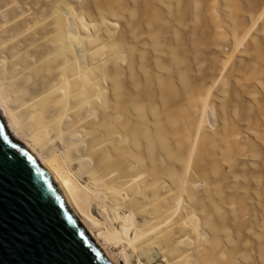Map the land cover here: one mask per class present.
<instances>
[{
	"label": "bare ground",
	"instance_id": "obj_1",
	"mask_svg": "<svg viewBox=\"0 0 264 264\" xmlns=\"http://www.w3.org/2000/svg\"><path fill=\"white\" fill-rule=\"evenodd\" d=\"M107 9L94 23L66 0H0L4 126L51 171L66 205L115 264H216L215 249L203 252L210 238L202 211L186 194L200 182L188 170L173 182L166 171L138 168L156 137L153 122L139 121L135 103L123 106L111 86L108 66L122 58L111 34L98 42L88 31L116 25ZM119 158L128 168L115 164Z\"/></svg>",
	"mask_w": 264,
	"mask_h": 264
},
{
	"label": "rangeland",
	"instance_id": "obj_2",
	"mask_svg": "<svg viewBox=\"0 0 264 264\" xmlns=\"http://www.w3.org/2000/svg\"><path fill=\"white\" fill-rule=\"evenodd\" d=\"M66 1L85 22L113 8L116 25L88 31L98 42L111 34L122 53L111 86L153 122L138 168L200 182L186 194L216 264H264V0Z\"/></svg>",
	"mask_w": 264,
	"mask_h": 264
},
{
	"label": "water",
	"instance_id": "obj_3",
	"mask_svg": "<svg viewBox=\"0 0 264 264\" xmlns=\"http://www.w3.org/2000/svg\"><path fill=\"white\" fill-rule=\"evenodd\" d=\"M0 264H115L0 116Z\"/></svg>",
	"mask_w": 264,
	"mask_h": 264
}]
</instances>
